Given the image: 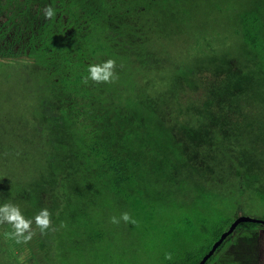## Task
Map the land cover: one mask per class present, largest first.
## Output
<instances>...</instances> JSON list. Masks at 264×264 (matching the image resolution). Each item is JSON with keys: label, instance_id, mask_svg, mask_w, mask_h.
<instances>
[{"label": "trees", "instance_id": "obj_1", "mask_svg": "<svg viewBox=\"0 0 264 264\" xmlns=\"http://www.w3.org/2000/svg\"><path fill=\"white\" fill-rule=\"evenodd\" d=\"M4 108L0 264H199L264 203V0H0ZM259 227L206 264H260Z\"/></svg>", "mask_w": 264, "mask_h": 264}, {"label": "rangeland", "instance_id": "obj_2", "mask_svg": "<svg viewBox=\"0 0 264 264\" xmlns=\"http://www.w3.org/2000/svg\"><path fill=\"white\" fill-rule=\"evenodd\" d=\"M215 23L208 22L206 25L203 23L200 24L199 26V31L202 32L203 34L209 33L212 36L213 39V44L217 47V51L220 54H225L226 52H230V56L235 57H240L242 56L241 50L243 47L239 44L240 41L235 37L233 34V26L231 23H228L227 18H221L220 21L218 19H214ZM201 27V29H200ZM186 39V40H185ZM184 41L190 42L192 39L185 37ZM191 39V40H190ZM201 40H203L201 38ZM171 47H173L171 45ZM244 56H242V60H244ZM8 111L4 108L0 111V124L7 122L8 119ZM16 143V142H15ZM234 200V199H233ZM233 203L236 204L233 205V208H231L229 211V214L231 215L232 219H235L237 216H248L252 218H257V219H264V203L263 201L259 200L257 197L253 196L252 199H247V201H243L241 203H236V200L233 201ZM261 227H259L260 230ZM247 229V228H244ZM261 235L264 236V227L261 228L259 231ZM237 233H240V235L243 232L237 231ZM122 240L127 239V235L123 233V236L121 238ZM228 244V243H227ZM227 246V245H226ZM264 248V244H263ZM253 256L256 260L259 262H264V256H263V251L262 249L258 251H253ZM25 259L26 257L23 256ZM256 261V263L258 262ZM78 264V263H74ZM119 264V263H116ZM210 264H214V261L210 262Z\"/></svg>", "mask_w": 264, "mask_h": 264}, {"label": "water", "instance_id": "obj_3", "mask_svg": "<svg viewBox=\"0 0 264 264\" xmlns=\"http://www.w3.org/2000/svg\"><path fill=\"white\" fill-rule=\"evenodd\" d=\"M242 222H259L264 223V220L252 218L248 216H240L236 218V220L231 224L229 229L225 231L222 235V237L214 244L213 248L210 250V252L201 260L199 264H206L207 260L210 258L211 255H213L216 251V249L219 247V245L223 242V240L229 236L236 228L237 226Z\"/></svg>", "mask_w": 264, "mask_h": 264}, {"label": "crops", "instance_id": "obj_4", "mask_svg": "<svg viewBox=\"0 0 264 264\" xmlns=\"http://www.w3.org/2000/svg\"><path fill=\"white\" fill-rule=\"evenodd\" d=\"M260 264H264V262L262 261Z\"/></svg>", "mask_w": 264, "mask_h": 264}]
</instances>
